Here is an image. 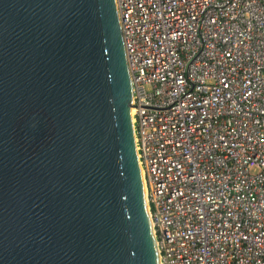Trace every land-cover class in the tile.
<instances>
[{"label":"water","instance_id":"1","mask_svg":"<svg viewBox=\"0 0 264 264\" xmlns=\"http://www.w3.org/2000/svg\"><path fill=\"white\" fill-rule=\"evenodd\" d=\"M115 0H0V264H160Z\"/></svg>","mask_w":264,"mask_h":264},{"label":"built area","instance_id":"2","mask_svg":"<svg viewBox=\"0 0 264 264\" xmlns=\"http://www.w3.org/2000/svg\"><path fill=\"white\" fill-rule=\"evenodd\" d=\"M160 264H264V0H115Z\"/></svg>","mask_w":264,"mask_h":264},{"label":"bare ground","instance_id":"3","mask_svg":"<svg viewBox=\"0 0 264 264\" xmlns=\"http://www.w3.org/2000/svg\"><path fill=\"white\" fill-rule=\"evenodd\" d=\"M131 114H132V111H131ZM144 187H145V185H144ZM146 194V193H145Z\"/></svg>","mask_w":264,"mask_h":264}]
</instances>
